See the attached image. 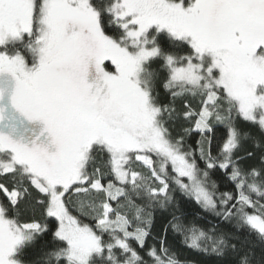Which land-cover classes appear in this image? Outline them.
<instances>
[{
  "label": "rangeland",
  "instance_id": "obj_1",
  "mask_svg": "<svg viewBox=\"0 0 264 264\" xmlns=\"http://www.w3.org/2000/svg\"><path fill=\"white\" fill-rule=\"evenodd\" d=\"M1 1L5 7L0 10V46L23 41L35 21L38 34L30 45L32 63L20 51H0V92L8 90L9 107L27 120L28 130L49 126L60 148L59 156L47 154L50 165L22 140L25 123L14 124L22 133L0 129V165L23 166L35 185L50 194V212L59 221L57 235L69 242L70 260L89 264L90 255L101 249L97 234L80 224L63 201V194L83 181V165L94 142L111 150L120 182L129 179L125 163L130 152L152 165L147 152L154 151L188 179L183 186L200 202L213 205L194 165L158 125L157 108L142 74L144 63L159 50L146 33L154 27L193 46L195 57L185 63L169 58L173 82L224 86L244 116L264 126V36L258 38L264 35V18L260 23L256 3L116 0L112 11L126 19V35L115 39L103 33L90 0H40L39 10L35 0ZM248 221L264 232L260 216L249 214ZM113 222L112 227H122L120 219ZM30 236L0 206V264H22L14 254Z\"/></svg>",
  "mask_w": 264,
  "mask_h": 264
},
{
  "label": "trees",
  "instance_id": "obj_2",
  "mask_svg": "<svg viewBox=\"0 0 264 264\" xmlns=\"http://www.w3.org/2000/svg\"><path fill=\"white\" fill-rule=\"evenodd\" d=\"M90 3L104 34L125 37L126 19L112 11L116 0ZM35 4L39 10L40 0ZM35 25L23 41L1 45L0 51H20L32 63ZM146 35L159 50L144 63L142 74L158 125L194 165L213 205L200 202L183 186L188 179L154 151L147 152L152 165L130 152L125 163L129 179L120 182L111 150L94 142L83 181L63 194L68 212L100 238L101 249L90 255L89 264H264V232L248 221L249 214L264 219V126L246 118L224 86L173 82L169 58L183 64L195 57L187 39L154 27ZM50 204V194L35 185L23 166L0 165V206L31 234L14 254L22 264H77L66 256L69 242L57 235L59 221ZM117 219L120 228L110 224Z\"/></svg>",
  "mask_w": 264,
  "mask_h": 264
},
{
  "label": "flooded vegetation",
  "instance_id": "obj_3",
  "mask_svg": "<svg viewBox=\"0 0 264 264\" xmlns=\"http://www.w3.org/2000/svg\"><path fill=\"white\" fill-rule=\"evenodd\" d=\"M248 3H250V5L256 3L255 14L257 17L259 16L260 18V16H262L261 14L264 13L261 11V4L263 5V8H264V0H248ZM4 5H5V2L0 0V10L4 9L5 7ZM257 25H258V22H257ZM260 31L264 33L263 28L260 29ZM259 34L260 35L258 38H263L264 35L261 33ZM77 62H81V60ZM79 66L81 67V69L83 68L82 62L79 64ZM0 90L2 91L1 86H0ZM9 106H10L9 105V93H8V90H4L3 92H0V111H1L0 129H3L4 131H7V132L16 131V132L22 133V131H19L18 126H15L14 124L21 125L22 122H24L25 123L24 126H26V133L22 135L21 137L22 140L30 148L35 149L36 151L40 153V155L44 156L45 160L51 165L50 157L59 156L60 147L57 144L56 138L50 133L49 126L40 125L38 129H34L30 131L27 129L28 127V122L26 123L27 120L25 118L21 120V118L16 113L12 112V109ZM5 107L7 108L6 110H5ZM13 133L14 132H12L11 134ZM47 154H49L50 157Z\"/></svg>",
  "mask_w": 264,
  "mask_h": 264
}]
</instances>
